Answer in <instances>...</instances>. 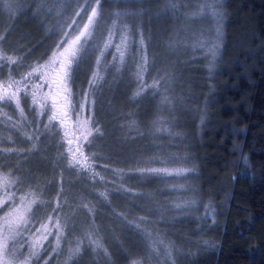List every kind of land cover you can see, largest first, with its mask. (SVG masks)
<instances>
[{"label":"trees","instance_id":"trees-1","mask_svg":"<svg viewBox=\"0 0 264 264\" xmlns=\"http://www.w3.org/2000/svg\"><path fill=\"white\" fill-rule=\"evenodd\" d=\"M216 1L228 11L232 22L243 28L245 37L238 48L226 51L229 64L224 67L220 58L210 53L199 62L186 61L180 77L189 109L182 110V104L176 102L168 109L151 98L141 101L138 96L149 78L137 73L139 59L121 78L105 82L106 66L117 68L110 62L111 56L99 61L97 52H80L70 85L75 105L88 96L93 134L85 149L90 168L69 163L60 130L49 125L45 115H39L28 95L23 94L19 107L11 100L0 101V170L15 182V193L35 196L28 231L46 219H53L63 229L59 249L55 250L54 233L29 264H69L83 235L76 228L70 231L67 221L78 213L88 218L101 212L108 224L123 227L131 207L109 198L132 195L128 185L120 186L122 167L148 172L153 192L163 203L169 197H179V204L188 198L176 180L150 173L165 164H182L169 159L158 147L165 141L164 135L153 132L163 127L164 115L179 130L183 127H178L177 119L184 125L185 117H195L187 131L197 136L198 147L207 154L205 171L208 169L213 178L223 176L221 191L212 186L205 193L200 217L177 220L178 228L189 232L184 240L190 242L200 235L212 238L203 246L190 242L197 248L198 264H264V0ZM18 18L19 22L13 23L0 9V81L4 83L24 80L45 63L63 29V23H45L31 12H21ZM226 33L232 39L230 31ZM234 40L230 47H234ZM85 54H89L87 62ZM216 63H220L218 71ZM31 172L39 177L31 179ZM19 176L25 179V191L18 190ZM70 198L73 201L68 205ZM133 212L130 215L142 213L140 209ZM19 243L21 250L12 254L21 260L27 245Z\"/></svg>","mask_w":264,"mask_h":264},{"label":"rangeland","instance_id":"rangeland-1","mask_svg":"<svg viewBox=\"0 0 264 264\" xmlns=\"http://www.w3.org/2000/svg\"><path fill=\"white\" fill-rule=\"evenodd\" d=\"M0 9L13 18V23L19 22L21 12H31L45 23H63L59 40L45 63L24 80L0 81V101L11 100L19 107L23 94L28 95L39 115H45L47 123L60 130L69 163L82 169L92 166L85 145L93 129L88 96L75 105L70 85L71 71L81 51L97 52L99 61L111 56L110 62L117 68L106 66L105 82L121 78L139 59L137 73L149 78L138 96L141 101L151 98L168 109L176 102L186 110L189 105L186 106L183 95L187 90L180 77L186 61L199 62L209 58L210 53L220 58L224 67L229 64L226 51L238 48L245 37L243 28L232 22L228 11L216 0H0ZM228 30L232 39H236L234 47H230L232 39L226 33ZM89 54L84 56L86 62ZM220 63H216L215 71L220 69ZM82 67H86L85 62ZM99 72L97 69L96 74ZM75 76L74 73L73 78ZM194 118L185 117L184 125L177 119L178 127H183L179 130L164 115L163 127L154 128L153 132L164 135L165 141L158 143V147L166 151L167 157L184 165L165 164L150 173L176 180L188 192V198L179 204V197H169V201L164 199L163 203L153 192L154 184L149 181L152 178L148 172L122 167L120 182L123 184L120 186L128 185L132 195L123 193L118 198L112 195L109 198L119 199L120 204L131 207V212L125 215L127 228L114 226L111 221L108 224L101 212L91 214L89 219L78 213L73 221H67L70 231L76 228V232L83 235L75 244L69 264H198L197 248L190 246V242L203 246L212 238L200 235L190 242L184 240L189 232L180 230L177 220L200 217L202 206L206 204L205 193L212 186L220 189L223 176L213 178L208 169L205 171L203 162L207 154L198 147L197 136L187 131ZM38 175L29 173L31 179ZM24 182L19 176L16 183L19 191L27 190ZM14 184L13 179L0 170V210L3 209L0 213V264H29L30 258L42 251L44 243L54 233L55 250L59 249L63 229L53 219H46L28 231L32 228L30 211L35 196L30 192L15 193ZM132 209H140L142 213L130 215L134 213ZM20 241L27 245L21 260L12 254L21 250ZM65 243L69 245L70 240L65 238Z\"/></svg>","mask_w":264,"mask_h":264}]
</instances>
